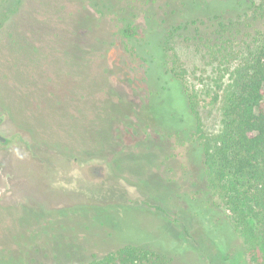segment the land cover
<instances>
[{"label": "rangeland", "instance_id": "rangeland-1", "mask_svg": "<svg viewBox=\"0 0 264 264\" xmlns=\"http://www.w3.org/2000/svg\"><path fill=\"white\" fill-rule=\"evenodd\" d=\"M170 1L160 14L167 12L174 25L183 19L176 0H151L159 8ZM61 2L50 8L43 0H23L16 10L17 0H7L0 10V131L6 137L0 141V251H23L25 264H79L133 244L175 264H264V254L254 262L236 250L234 243L244 239L225 220L194 213L203 201L191 199L207 184L193 174L187 134L176 132L189 114L181 84L163 87L152 68L151 84L160 92L145 103L142 119L151 121L142 123L136 112L148 88L143 59L116 29L108 31L110 23L102 24L101 41L83 32L79 18H71L81 6ZM218 3L194 7L211 12L222 8ZM138 23L143 35L142 16ZM164 46L168 68L185 70L188 89L199 96L201 125L193 137L213 138L222 130L221 105L206 94L213 67L178 33ZM111 112L116 117L109 121ZM206 192L228 218L219 194Z\"/></svg>", "mask_w": 264, "mask_h": 264}, {"label": "trees", "instance_id": "trees-1", "mask_svg": "<svg viewBox=\"0 0 264 264\" xmlns=\"http://www.w3.org/2000/svg\"><path fill=\"white\" fill-rule=\"evenodd\" d=\"M43 1L50 8L59 4L58 0H53L54 4L48 0ZM64 1L66 0H62ZM72 1H77L81 6L71 14V18H79L83 32L88 31L97 41H101L104 33L100 28L102 24L110 23L108 31L110 26L113 30L116 29L143 59L148 88L143 107L136 112L142 123L151 121L142 119L147 106L145 103L150 96L160 92L159 89L155 91L156 88L151 84L152 68L159 69L157 76L153 77L163 87L172 80L181 84L189 114L188 121H183V126L177 128L176 132L180 136L181 132L187 134L186 139L193 154L191 158L199 173L193 174L196 175L195 178L204 181L206 179L207 184V187L200 188L191 199L203 201V207H198L194 213L198 216L201 212L205 216L210 213L213 215L211 219L225 220L238 237L244 239L243 243L239 240L234 243L238 246L240 244L236 250L243 249L252 261L260 262L264 254V0H176L174 8L177 7L183 19L173 25L168 23V13L164 12L161 22L169 24L167 27L161 26L160 17H156L161 16L162 9L172 6L171 1L160 8L152 5L151 0ZM208 1L219 2V7L222 8L198 13L200 9L194 6H202ZM17 2L16 10L20 8L23 0ZM7 4V0H1L0 10H5ZM12 10L13 8L4 11L5 15L11 14ZM141 16L147 24L143 35L138 31V19ZM177 33L194 46L206 66L213 67V75L207 76L211 85L206 94L211 96L213 103L221 105L222 130L213 138L199 136L200 139L204 138L203 141L194 138L197 125L199 129L201 125L199 96L188 89L185 70L179 69L178 65L169 69L166 60L164 44H169ZM55 36L61 35L55 33ZM75 45L79 47L78 42ZM152 45L157 46L163 53L157 56L150 49ZM66 54L69 55V52ZM111 105L114 107L115 104ZM112 113L109 121L111 117H116ZM10 115L15 119L13 111ZM23 128L31 131L25 126ZM207 189L222 198L226 210L231 213L228 218L217 212L219 210L207 197ZM121 246L101 258L79 264H175L173 258L151 248L133 244ZM17 254L18 252L11 250H2L0 259L7 263L25 264L23 251L21 256Z\"/></svg>", "mask_w": 264, "mask_h": 264}, {"label": "water", "instance_id": "water-1", "mask_svg": "<svg viewBox=\"0 0 264 264\" xmlns=\"http://www.w3.org/2000/svg\"><path fill=\"white\" fill-rule=\"evenodd\" d=\"M0 141L1 142H5L6 141V137H4L0 131Z\"/></svg>", "mask_w": 264, "mask_h": 264}]
</instances>
